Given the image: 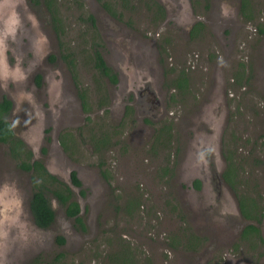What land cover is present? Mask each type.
Wrapping results in <instances>:
<instances>
[{"label":"rangeland","instance_id":"1","mask_svg":"<svg viewBox=\"0 0 264 264\" xmlns=\"http://www.w3.org/2000/svg\"><path fill=\"white\" fill-rule=\"evenodd\" d=\"M167 1L159 16L157 0H0V97L13 98L15 111L27 107L35 126L23 136L36 158L43 151L41 162L78 168L92 185L86 201L76 195L83 231L51 196L54 222L39 231L28 211L32 174L17 171L0 145V264H264V0H180L189 22L179 26V1ZM221 3L236 10L233 27L218 22ZM129 50L153 59L161 108L133 121L115 105L126 84L113 90L94 66L98 52L123 69ZM132 72H123L127 82L142 70ZM74 84L87 91L90 118L75 104L63 127L54 112L64 107V89L75 95ZM108 95L112 114L101 102ZM43 118L50 142L40 148ZM109 127L117 144L99 154L95 139ZM61 130L73 146L62 155ZM194 132L201 136L192 141ZM200 140L218 155L216 169L194 175L196 163L203 168L196 153L191 160ZM230 166L235 190L223 180ZM239 195L258 205L262 241L241 239L253 221L241 216ZM209 212L218 220L202 215ZM180 213L188 233L205 239L196 251L186 250Z\"/></svg>","mask_w":264,"mask_h":264},{"label":"flooded vegetation","instance_id":"2","mask_svg":"<svg viewBox=\"0 0 264 264\" xmlns=\"http://www.w3.org/2000/svg\"><path fill=\"white\" fill-rule=\"evenodd\" d=\"M157 2H151L152 8L154 9H158V15L160 16L162 14V12H165L166 15V11H167V7L164 4V1L167 0H157ZM179 3H175L177 4V9L175 10L174 14H173V22L177 24V26L183 24L185 25L186 23H188L189 21L186 19V16L184 14L185 9L182 7L183 6V2H181L180 0H178ZM168 2V1H167ZM182 3V6H181ZM220 8V19H219V23H221V27L222 28H226V27H233L234 22H235V15H236V10L233 9L230 6L225 5L224 3H221L219 5ZM168 17L165 18V21H168ZM94 21V19H93ZM200 26V25H198ZM198 30H194L193 32H196ZM131 53H133V51L129 50L127 52V56L125 57V67H129V71L127 68L122 67L123 69H120V67H118L117 62L119 61L118 58H113L110 56V62H107V64L105 63V65L109 68L110 72L107 76H101L105 79V81L107 82L106 84L111 85L113 87V90L120 86V88L123 86V84H126V92L123 93V91H117L115 92V94L117 96L115 97V105L118 106V104L121 105V110H122V116L123 118H128V121H133V119H138L140 120V116H148L151 115L153 116L156 113V110H161L160 108V104L158 101V87L156 88V86L154 85V79H153V75H152V68L154 69L155 67L153 66V59H148L147 54L145 53V51H143V54L140 55L139 53L133 57H130ZM120 58V57H119ZM122 59H124V56L122 57ZM104 61V60H103ZM127 62H130L131 64H127ZM110 64V65H109ZM133 66V68H131ZM132 69H134V72H139L140 70H142L141 74H137L135 75L136 77L134 79H132L131 81L126 80L124 73H126L127 76L132 75ZM155 70V69H154ZM119 72V74H117ZM131 72V73H130ZM122 75L124 77V79H122ZM37 79L36 82V87H41V77L39 75H37L35 77ZM44 79V77H43ZM78 89H75V88ZM74 91L76 92L75 95L72 97V95L69 97L66 92L67 90H63L61 93V96L55 97V99H59L58 101H60L61 98V102L62 105L64 107H60L58 108L57 112H54L55 118L57 123H61V125L63 127H65L67 124H69L68 122V117H67V112H69V108L73 107V105H78L79 107V112L80 114H84L87 116V118H90L89 114V110L91 108V103L90 100L88 99V95H87V91L80 89L79 86L76 84L73 85ZM133 91V92H132ZM132 92V93H131ZM123 93V94H122ZM9 94V93H8ZM10 95L13 96V93H11ZM109 96V95H108ZM5 98L9 103H10V109L9 112L5 118L6 122L9 125V122H13V113L15 112V108H16V103L12 100L13 98H7L6 96H1L0 97V101ZM112 97H108V99H101L102 104L108 105L105 107L104 112L105 113H111L112 109V105L111 103H108L107 101H111ZM113 100V99H112ZM96 106H98L97 102L95 104ZM142 108L140 111L139 109ZM100 110H102L100 108ZM27 111V110H26ZM26 111H24L22 113V116H24L23 118L30 120V117L28 116V114L26 113ZM103 111V110H102ZM62 116V118H61ZM45 118V117H44ZM42 119V122L40 123V128H41V134H40V148L41 147H45L47 144H49L50 142V138L47 136L50 129H46V124L47 121L46 119ZM83 120V119H82ZM22 121V120H21ZM120 128V125H118ZM10 127V125H9ZM11 130V128H10ZM107 131L99 134L96 137V146L94 147L97 153L100 154V152L103 151H107L109 149H111L112 147H114L117 142L112 143V141L108 138L109 135L113 134V132L108 133L110 130H113V128L109 127L106 129ZM66 131L61 130L59 132V135L56 137V140L60 146L59 143V139L61 140V145H62V149L60 151V154L62 155L63 152L66 151V149L69 148H73V146L67 142V140L65 139V136H67L68 134L64 133ZM109 135H108V134ZM200 132H194V135H192V141L197 140L198 138H200ZM13 134V133H12ZM14 137H16L22 146V152H19V156L21 157V159H24L25 155V151H28L31 153V160L30 161H37L40 162V164L42 165L43 169L45 170V172L50 175L51 177H54L56 179V182H49V180L46 178V176L43 174V181L42 184L45 186L46 189H44V196L45 198L48 200L49 204L51 205V207L53 206V204L50 202L49 197L52 195L50 194V190L51 188L54 186V188H56L58 191H63L64 194H68L69 197V202H75L78 206H79V214L78 216L83 219L82 216V207L80 205V203L77 201L76 199V195L83 201L87 200V197L90 195V190L92 189V185L88 182H84V177L83 175L79 172L81 171L80 169H76V168H72V169H68L66 171L63 172L64 169H61L60 167H51L50 163L44 159L43 162V151H39L40 152V158H33L32 156V151L30 149V147L27 145V143L25 144L21 139L18 138V136H16L15 134H13ZM69 136V135H68ZM122 143V142H119ZM123 144V143H122ZM199 148L192 150V156H191V160H194L195 158V153H196V160H200L201 163H203V168L199 169V164L196 163L194 165V167L191 169L195 174H198L200 171H203V169H208L210 168L212 169H216V160L214 158V156H218L215 152H213L211 150V148H209L207 146H202L201 145V140L199 142ZM0 145H5L6 146V154L8 156L9 159H11V161L14 162L17 171H21V172H25L24 170H21L18 167L19 161L15 160L11 154H10V149L9 146L6 144H1ZM121 145V144H120ZM39 148V150H40ZM52 154V152H51ZM50 160V159H49ZM51 161V160H50ZM196 162V161H195ZM102 164H98V171L99 174L100 173V167ZM82 172V171H81ZM29 174L31 172H28ZM58 176L61 178H58ZM31 179V176H30ZM104 180H108V177ZM87 181H89L88 177H87ZM198 182V186L196 185V183ZM88 183V184H87ZM192 189H196L197 191H199L201 189V182L198 179H194L192 182ZM194 187V188H193ZM68 189V193L66 192V190ZM215 187L212 184L211 187V191L214 192ZM76 191V194H75ZM34 192V189L32 190L31 194H30V198L32 196V193ZM47 194H49V196H47ZM53 198V197H52ZM55 201H57L55 198H53ZM92 199H94V197L90 198L89 204L91 206L92 204ZM95 200V199H94ZM53 209V208H52ZM28 211H29V215L31 217V221L33 226L38 229L39 231H43V230H47V229H41L38 228L36 226V224L34 223V219L30 210V199H29V203H28ZM54 211V210H53ZM64 212V211H63ZM55 215V214H54ZM65 215V214H64ZM65 217L67 218V216L65 215ZM55 219V218H54ZM70 219V218H68ZM54 222V221H53ZM52 225V224H51Z\"/></svg>","mask_w":264,"mask_h":264},{"label":"trees","instance_id":"3","mask_svg":"<svg viewBox=\"0 0 264 264\" xmlns=\"http://www.w3.org/2000/svg\"><path fill=\"white\" fill-rule=\"evenodd\" d=\"M51 1V0H50ZM47 4V3H46ZM49 7V6H47ZM51 8V7H50ZM48 9L51 14V19L54 20V23L59 22L58 19V13L57 9ZM57 14V19H56ZM91 25L94 26V21L91 16H88ZM57 24V23H56ZM95 27V26H94ZM94 66L98 70V72L102 76H107L110 72L109 68L105 65L101 55H99L98 52H94ZM183 84V83H182ZM10 109V103L3 98L0 101V143L6 144L9 146L10 154L11 156L19 161L18 167L21 170H24L25 172H31L32 174V185L34 192L32 193V196L30 198V210L34 219V223L38 228L41 229H47L51 226V224L54 221L55 215L54 211L49 204L48 200L44 196V189L45 186L42 184L43 174L46 176V178L49 180V182H56V179L54 177H51L48 175L45 170L43 169L40 162L37 161H30L31 160V153L28 151H25L24 159H21L19 156V152H22V144L21 142L14 137L12 134L10 127L8 123L6 122L5 118L9 112ZM233 167H228L226 170V173L223 175V180L230 185L232 190L234 189V178L236 175L232 172ZM235 171V168H234ZM198 186V182L196 183ZM68 193V189L66 190ZM50 194L53 198L57 200V203L63 208L64 214L67 216V218L73 219V222L76 223V226H78V230H84V223H82V219L78 216L79 214V206L75 202H69V195L64 194L63 191H58L56 188L53 190H50ZM239 212L242 217H244L247 220H252L253 222H250L247 224L244 229L242 230L240 237L241 239L245 240L251 237H256L259 241H262V238L260 236V224L259 220L257 218V213L259 211V207L257 204H255L253 201L248 202V200L245 197H242V195H239ZM180 221L184 225V231H186V234H183L185 238V246L186 250L188 251H196L197 246L201 244L205 239L203 237H197L194 236L192 233H188V230L186 229V220L184 216L180 213L179 215ZM177 243L178 241H181L177 239L176 237L173 238ZM57 242L59 244H63V239L61 237H58ZM47 264H55L53 262L47 263Z\"/></svg>","mask_w":264,"mask_h":264},{"label":"water","instance_id":"4","mask_svg":"<svg viewBox=\"0 0 264 264\" xmlns=\"http://www.w3.org/2000/svg\"><path fill=\"white\" fill-rule=\"evenodd\" d=\"M141 109L142 108H140L139 111ZM26 110H27V107H25V106H21L20 108L16 109V111L13 113V122H9L11 132L13 134H15L16 136H18V138L21 139L25 144L27 142L23 136V133H26L27 130H30L32 127L35 126L33 121H30V120L27 121V119L23 118L24 116H22V113ZM18 112H20V113L15 116V114ZM27 145H28V143H27ZM30 149L32 151V156L35 159L36 158L35 157V150H33L31 147H30ZM202 215L205 218H210L209 220H212V221L218 220V218H216L215 214H213L212 212L203 213ZM232 216L236 219L239 218L238 213H235Z\"/></svg>","mask_w":264,"mask_h":264},{"label":"clouds","instance_id":"5","mask_svg":"<svg viewBox=\"0 0 264 264\" xmlns=\"http://www.w3.org/2000/svg\"><path fill=\"white\" fill-rule=\"evenodd\" d=\"M249 224V223H248Z\"/></svg>","mask_w":264,"mask_h":264}]
</instances>
